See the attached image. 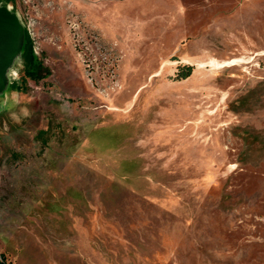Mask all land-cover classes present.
<instances>
[{
    "label": "rangeland",
    "instance_id": "obj_1",
    "mask_svg": "<svg viewBox=\"0 0 264 264\" xmlns=\"http://www.w3.org/2000/svg\"><path fill=\"white\" fill-rule=\"evenodd\" d=\"M8 1L6 263L264 264V0Z\"/></svg>",
    "mask_w": 264,
    "mask_h": 264
},
{
    "label": "water",
    "instance_id": "obj_2",
    "mask_svg": "<svg viewBox=\"0 0 264 264\" xmlns=\"http://www.w3.org/2000/svg\"><path fill=\"white\" fill-rule=\"evenodd\" d=\"M26 27L18 11L0 0V98L14 89L16 66L23 65Z\"/></svg>",
    "mask_w": 264,
    "mask_h": 264
},
{
    "label": "trees",
    "instance_id": "obj_3",
    "mask_svg": "<svg viewBox=\"0 0 264 264\" xmlns=\"http://www.w3.org/2000/svg\"><path fill=\"white\" fill-rule=\"evenodd\" d=\"M5 2H9L8 0H3ZM28 32L26 31V46H25V50L23 53V67H22V72H29L31 70V68L34 65V61H33V54H32V50L29 49V40H28ZM15 87V84H14ZM6 260L5 258L2 256V260L0 261V264H5Z\"/></svg>",
    "mask_w": 264,
    "mask_h": 264
},
{
    "label": "built area",
    "instance_id": "obj_4",
    "mask_svg": "<svg viewBox=\"0 0 264 264\" xmlns=\"http://www.w3.org/2000/svg\"><path fill=\"white\" fill-rule=\"evenodd\" d=\"M2 260V256H1V252H0V261ZM5 264H7L6 262H5Z\"/></svg>",
    "mask_w": 264,
    "mask_h": 264
}]
</instances>
